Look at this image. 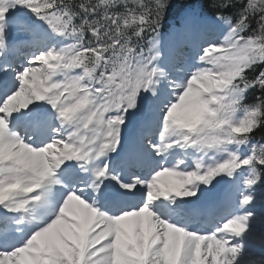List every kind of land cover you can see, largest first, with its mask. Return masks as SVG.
I'll list each match as a JSON object with an SVG mask.
<instances>
[{
	"label": "snow or ice",
	"instance_id": "1",
	"mask_svg": "<svg viewBox=\"0 0 264 264\" xmlns=\"http://www.w3.org/2000/svg\"><path fill=\"white\" fill-rule=\"evenodd\" d=\"M258 130L264 0H0V264H264Z\"/></svg>",
	"mask_w": 264,
	"mask_h": 264
},
{
	"label": "trees",
	"instance_id": "2",
	"mask_svg": "<svg viewBox=\"0 0 264 264\" xmlns=\"http://www.w3.org/2000/svg\"><path fill=\"white\" fill-rule=\"evenodd\" d=\"M172 12H174V11H172ZM172 12H170L169 16L172 15ZM262 134H264V130H258L256 133V136L259 137Z\"/></svg>",
	"mask_w": 264,
	"mask_h": 264
}]
</instances>
